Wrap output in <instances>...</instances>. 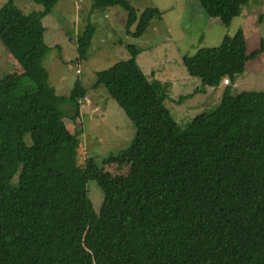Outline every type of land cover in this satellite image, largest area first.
<instances>
[{"label":"trees","instance_id":"obj_1","mask_svg":"<svg viewBox=\"0 0 264 264\" xmlns=\"http://www.w3.org/2000/svg\"><path fill=\"white\" fill-rule=\"evenodd\" d=\"M23 13L10 0L0 9V42L34 85L0 87V264H264V91L232 93L230 83L264 51L248 54L243 30L216 48L185 56L195 93L228 80L220 105L180 126L166 107L169 84L150 79L131 58L97 73L142 137L130 171L111 181L97 213L79 161L82 129L71 132L63 109L80 119L87 97L79 81L59 96L43 62L50 51L43 20L61 0H33ZM130 0H91L92 11L122 6L127 32L140 38L158 8L138 15ZM229 26L249 0H198ZM137 24L134 31L132 26ZM96 27L77 37L86 60ZM71 119V120H73ZM47 127L44 137L26 136ZM17 178V182L14 180Z\"/></svg>","mask_w":264,"mask_h":264},{"label":"rangeland","instance_id":"obj_2","mask_svg":"<svg viewBox=\"0 0 264 264\" xmlns=\"http://www.w3.org/2000/svg\"><path fill=\"white\" fill-rule=\"evenodd\" d=\"M9 1L0 0V9ZM129 2L139 16L149 8L161 12L140 38L127 32L128 12L120 5L92 11L91 0H61L43 20L45 40L50 47L43 65L49 72L50 84L59 96H69L79 81L87 94V99L80 102V119L76 124L69 116L64 121L71 132L76 127L83 131L79 161L88 170L87 196L97 213L110 191L111 181L129 173L142 143V137L107 88L95 86L97 73L130 59L128 45H134L140 52L137 61L145 75L169 84L166 107L177 123L186 127L200 114L220 105L226 85L223 81L219 87H207L204 94H196L202 83L189 75L184 57L194 56L203 48L219 47L225 36L233 37L240 29L249 43V54L259 49L264 39V0H249L229 26L208 16L198 0ZM15 4L25 14L43 10L33 0H15ZM89 23L96 27V34L88 58L79 60L77 37ZM136 27L134 24L131 30ZM17 82L30 92L34 89L18 61L0 42V87H12ZM230 87L234 95L264 91V51L248 62L246 72ZM66 108L72 116L75 109ZM50 134V128L38 127L25 140L31 145L32 136Z\"/></svg>","mask_w":264,"mask_h":264},{"label":"crops","instance_id":"obj_3","mask_svg":"<svg viewBox=\"0 0 264 264\" xmlns=\"http://www.w3.org/2000/svg\"><path fill=\"white\" fill-rule=\"evenodd\" d=\"M246 36V35H245ZM247 39V38H246ZM247 45H248V54H249V43H248V41H247ZM153 79H155V78H153ZM157 80V79H156ZM160 81V80H159ZM87 98V97H86ZM83 101V100H82ZM66 107H68V108H70V110H74L75 108H73L72 107V105H65V106H63V109L66 111V113H67V108ZM68 114V113H67ZM69 115V114H68ZM70 116V115H69Z\"/></svg>","mask_w":264,"mask_h":264},{"label":"built area","instance_id":"obj_4","mask_svg":"<svg viewBox=\"0 0 264 264\" xmlns=\"http://www.w3.org/2000/svg\"><path fill=\"white\" fill-rule=\"evenodd\" d=\"M224 83H225V85H227V84H229V81L226 79V80H224ZM85 99H87V98H85Z\"/></svg>","mask_w":264,"mask_h":264}]
</instances>
